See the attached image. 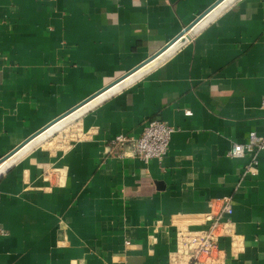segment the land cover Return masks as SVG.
Wrapping results in <instances>:
<instances>
[{
	"label": "crops",
	"instance_id": "1",
	"mask_svg": "<svg viewBox=\"0 0 264 264\" xmlns=\"http://www.w3.org/2000/svg\"><path fill=\"white\" fill-rule=\"evenodd\" d=\"M218 0H0V159L173 40ZM264 0H238L148 75L0 178V264H175L231 197L222 258L264 264ZM190 115H185V112ZM173 128L158 163L107 141ZM207 264V263H205Z\"/></svg>",
	"mask_w": 264,
	"mask_h": 264
},
{
	"label": "built area",
	"instance_id": "2",
	"mask_svg": "<svg viewBox=\"0 0 264 264\" xmlns=\"http://www.w3.org/2000/svg\"><path fill=\"white\" fill-rule=\"evenodd\" d=\"M185 115H190V112L186 111ZM173 132V128L162 121H148L137 136L119 133L109 139L108 155L120 160L130 158L144 163L149 161L160 163L167 154ZM262 151H264V135L259 136L250 132L244 144L231 146L227 157L234 160L249 157V163L244 167L242 174L255 177L258 174L257 154ZM211 206L213 210L207 216L209 222L207 229L197 235L189 236L192 242L191 251L175 264L217 263L222 258L221 252L218 251V233L232 225V198L227 196L214 200Z\"/></svg>",
	"mask_w": 264,
	"mask_h": 264
},
{
	"label": "water",
	"instance_id": "3",
	"mask_svg": "<svg viewBox=\"0 0 264 264\" xmlns=\"http://www.w3.org/2000/svg\"><path fill=\"white\" fill-rule=\"evenodd\" d=\"M236 1L218 0L158 52L31 135L0 159V178L34 149L162 65Z\"/></svg>",
	"mask_w": 264,
	"mask_h": 264
}]
</instances>
